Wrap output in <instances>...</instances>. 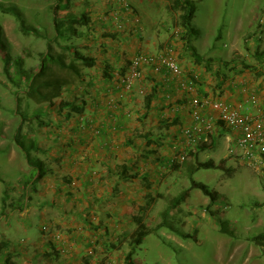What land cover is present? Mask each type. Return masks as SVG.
I'll return each instance as SVG.
<instances>
[{"label":"crops","instance_id":"crops-1","mask_svg":"<svg viewBox=\"0 0 264 264\" xmlns=\"http://www.w3.org/2000/svg\"><path fill=\"white\" fill-rule=\"evenodd\" d=\"M124 1L129 8L119 0H91L88 11L93 33L89 38L101 47L92 56L93 70L82 79L88 94L81 87L80 103L75 102L81 112L64 114L65 126L47 132V139L53 141L41 152L50 164L37 158L43 174L27 186L24 210L0 213V264H34L35 260L62 264L55 261L61 255L67 264L122 263L126 255L122 250L129 246L128 239L137 227L134 217H146L156 207L163 177L176 170L172 156L195 151L196 145L189 144L182 133L194 122L191 99L221 100L247 111L250 92L264 97V58L252 66L226 60L230 54L232 59L239 56L242 25L257 31L258 21L256 25L235 21L233 33H227L234 44L222 56L218 48L203 52L187 47L180 33L173 31L177 21H168L180 13L170 9L172 0ZM259 22L258 37L264 34V21ZM253 33L246 34L247 39L253 40ZM167 45L173 47L180 73L169 76L164 69L143 65L145 95L138 93L139 81L126 89L122 77L131 58L140 53L158 54ZM194 49L202 56L200 62L193 58ZM225 61L230 62L228 67ZM183 83L190 86L184 88ZM203 111L204 117L216 119L209 106ZM229 135L219 122L205 142L210 148L202 151L207 156L212 150L228 159ZM143 221L148 225L146 218ZM51 227L61 229L62 241L46 231ZM23 238L24 245L20 243ZM96 240L99 253L91 263L87 249Z\"/></svg>","mask_w":264,"mask_h":264},{"label":"rangeland","instance_id":"rangeland-1","mask_svg":"<svg viewBox=\"0 0 264 264\" xmlns=\"http://www.w3.org/2000/svg\"><path fill=\"white\" fill-rule=\"evenodd\" d=\"M0 2L4 5L12 4L22 13L28 23L39 28L48 38L53 37L55 31L50 13L51 7L54 5L53 0H0ZM59 4L62 15L68 12L76 15L85 14L89 19L88 10L91 0H68L66 7L62 6L64 3ZM127 5L129 8L128 3ZM168 21H177V18L168 19ZM235 21H254V25L258 21L256 28L259 32V21H264V0L198 1L191 23L198 32L199 39L196 37L197 39L192 41L193 46L203 52H210L211 49L218 48L217 50L222 52L223 56V51L234 44L233 38L231 37V39L227 33L228 31L233 33ZM0 25L3 37L10 46L11 54H17L23 59L24 69L36 66L42 53L45 52L44 38L21 32L15 18L2 11H0ZM245 25H242L241 29L242 41L238 45L239 50L236 49L239 51V56L232 59V54H230L226 60H235L239 66L259 65L256 53L260 52L264 46V34L261 32L258 37L255 35L256 29H252L255 30L253 33ZM90 28V22L89 26H80L81 35L64 37L65 39L63 38L61 42L73 44L81 53L92 57L98 53L101 46L94 45L93 40L89 38L93 33ZM178 28L180 29V27ZM219 29H221L222 36L217 39L216 35ZM248 33H253L255 38L247 39L246 34ZM78 65L82 71L83 80H85V76L89 75L94 67L82 66L80 63ZM81 87L86 90L84 93L88 94L89 89L87 90L85 82L74 81L70 86H63L61 96L54 99L52 103L45 101L37 103L33 99L22 97L17 106L12 94L14 89L5 83L4 77L0 74L1 198L4 189H7V197H9L7 202H10L15 196H19L22 192L25 174L30 171L26 153L18 147L15 139L18 138L22 143H26V146L30 139H34L37 146L45 150L48 144L53 141L47 139V132L59 131L57 125L65 126L64 114L67 109L58 111L60 102L80 103ZM23 113L24 116L29 115L32 118L23 120L21 115ZM61 114L63 115L61 116ZM39 119L44 121L42 125L37 123ZM26 146H24L25 150H28ZM183 151L188 152L187 150ZM211 152L212 150L208 152L210 153L208 157L205 155V151H201L199 158L215 160L216 163L224 160L216 152ZM30 156L44 161L46 166L50 164L46 153L43 154L41 151L32 149ZM228 159L223 161V168H201L192 174L194 180L205 183L209 188L219 193V197L213 205L207 208L208 196L197 188L191 189L188 198L179 202L176 208H172L165 215L168 225L152 230L145 236L141 244L135 247L134 264H264L263 248L248 239L249 236L264 232V190L262 188L264 168L261 171H254L239 163L232 156H229ZM190 160L187 154L185 161L189 162ZM183 161L179 168L163 177L164 183L160 184L158 188L160 196L156 197V207L148 210L144 217L150 227L162 222V213L170 205V200L177 197L190 185V177L186 173L185 167L182 166ZM45 165L44 167H46ZM30 192L29 199L33 194V191ZM1 204L0 199V211ZM6 212H9V208H6ZM15 215H18V212H15ZM221 224L234 231L237 237L232 238L221 232ZM51 228L46 231L53 232V239L56 240L55 236L58 235L57 240L62 241V232H59L61 229ZM103 236L100 239H105L107 235ZM20 243L25 244L24 238ZM97 243L98 240L87 249L88 256L92 257L90 258L91 263L99 253V244ZM129 248L127 245L124 246L122 250L124 255ZM55 261L62 264L68 263L64 262L62 255L59 261L57 259ZM34 264L55 263L48 260L45 263L35 260ZM112 264H117V262ZM120 264H125L124 260Z\"/></svg>","mask_w":264,"mask_h":264},{"label":"trees","instance_id":"trees-1","mask_svg":"<svg viewBox=\"0 0 264 264\" xmlns=\"http://www.w3.org/2000/svg\"><path fill=\"white\" fill-rule=\"evenodd\" d=\"M63 1L53 0L54 5L50 10L52 16V25L55 31L52 38H48L42 31H40L39 28L28 23L22 13L15 6L9 3L4 5L0 2V11L11 14L17 21L21 32L25 34H33L36 37H41L45 40V52L42 53L39 63L34 67L31 66L28 69H24L25 63L23 59L17 54H11V50L9 49L10 46L3 37L2 27L0 25V74L4 77L5 83H8L14 89L12 94L17 106L20 103L22 97L33 99L37 103L44 101L52 103L54 99L61 96L63 86H70L74 81H82L83 74L78 65L79 63L86 67H92L95 65L94 57L81 53L73 44L61 42L64 37L66 38L70 35H81L79 27L89 26L90 22L85 14L76 15L74 13L68 12L65 15H62L60 13L61 6L59 3H64L62 5L63 7L68 5V0ZM198 1L200 2L201 0H172L170 3L171 10L180 11L177 17L176 25L177 27L181 28L180 39L186 43L188 48L193 47V45L190 43L197 37L198 34L191 23V19L194 15V10ZM221 29H219V32L216 35L217 39L220 38ZM193 58L197 62L202 60V56L199 55L195 49L193 51ZM256 58L258 59L259 63L262 62V59L264 58V49L256 53ZM228 63L229 62L225 61L223 63L224 67H228ZM228 70L231 71L233 68L230 67ZM218 72V70L215 72L216 75ZM104 75H106V73H104ZM64 109H67V112L65 113L66 115L81 112V108L77 106L76 103L70 101L60 102L58 111L61 112ZM21 115L23 120L32 118L29 117V115L24 116V113ZM37 123L42 125L44 121L39 119ZM15 141L18 147L22 149L24 153H26V161L30 171L25 174L22 182V193L20 196H18V198H14L10 200V202H7V198L9 197H7V189H4L3 196L1 198V213H5L6 208H9V212L24 210L27 205V186L35 176H41L43 174L40 161L35 158H31L30 156V150L32 149L42 151L37 146L34 139H30V142L27 144V146L26 143H22V141H19L18 138H16ZM24 146H26L28 150H25ZM209 148L210 146L207 143L202 142L195 146V151H189L188 157L191 160L188 162L184 159L182 166L185 167L186 173H188V176L190 177V185L181 191L177 197L170 200V205L162 213V222L150 227L143 221V215L134 217L137 227L131 233L128 239V245L132 247L125 255V264H134L133 255L135 253V247L140 245L145 236H147L152 230L158 229L164 225H168L166 223L167 218L165 215H167L172 208H176L179 202L185 201L186 198H188L191 189L197 188L204 195L208 196L209 201L206 205L207 208L211 207L214 201L219 197V193L216 190L211 189L205 183L196 181L192 178V174L201 168H223L222 164L224 160L219 161V163H214L212 160L201 161L198 159V152ZM180 166L181 163L175 162V169L179 168ZM262 188L264 190V183L262 184ZM220 231L232 238L237 237L234 231L230 230L223 224L220 226ZM248 239L264 250V232L249 236ZM1 244L3 243H0V247ZM9 264H15V262L11 261Z\"/></svg>","mask_w":264,"mask_h":264},{"label":"built area","instance_id":"built-area-1","mask_svg":"<svg viewBox=\"0 0 264 264\" xmlns=\"http://www.w3.org/2000/svg\"><path fill=\"white\" fill-rule=\"evenodd\" d=\"M124 6L126 1L119 0ZM128 6V5H127ZM174 32L180 33L175 28ZM143 65H149L154 70L164 69L169 76L180 73V66L171 45H167L163 52L158 54H136L131 58L127 72L122 77L124 87L128 90L139 81V94H145L147 84L142 77ZM186 88L189 84L183 83ZM250 109L242 111L239 108L221 100H209L195 96L191 99V115L193 124L183 129V136L189 144L197 145L206 142L213 134L218 123H222L230 132L228 136V155L234 157L239 163L254 171H261L264 168V97L252 91L248 97ZM209 106L216 112V119L204 117V107ZM201 142V143H202ZM188 152H177L172 156L174 162H182ZM57 239L59 236H55Z\"/></svg>","mask_w":264,"mask_h":264}]
</instances>
